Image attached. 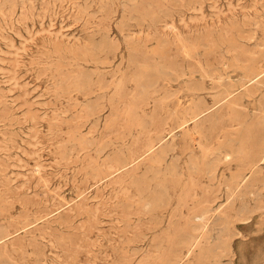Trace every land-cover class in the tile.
<instances>
[{"label":"rangeland","instance_id":"374dc122","mask_svg":"<svg viewBox=\"0 0 264 264\" xmlns=\"http://www.w3.org/2000/svg\"><path fill=\"white\" fill-rule=\"evenodd\" d=\"M128 5L126 0H0V232L8 233L0 243V264H162L170 255L164 231L174 205L162 210L165 222L157 226L162 213H148L133 178L152 165L149 141L165 135L163 143H173L187 158L195 143L205 142L197 127L226 117L227 109L216 101L218 82L206 78L199 94L212 108L198 126L180 125L181 109L191 101L189 87L201 80L202 70L239 80L243 62L212 40L237 35L230 32L236 22L246 23L245 34L256 19L264 25V0H148L140 14L129 13ZM144 8L154 11L156 21ZM263 31L262 26L257 31L259 41ZM202 39L207 47L198 43ZM190 41H197L193 55ZM253 42L243 40L247 48ZM144 64L159 73L147 104L136 93ZM82 75L88 77L84 87L74 83ZM256 101L257 96L246 100L251 112ZM222 139L221 134L212 145ZM124 155L132 162L118 169ZM199 183V192L209 185L205 178ZM211 197L213 208L224 201L215 188ZM209 215L213 231L218 212L210 209ZM254 216L236 224L239 234L223 264H264V227L259 230L261 217ZM189 263L201 264L194 253L181 261Z\"/></svg>","mask_w":264,"mask_h":264},{"label":"bare ground","instance_id":"6f19581e","mask_svg":"<svg viewBox=\"0 0 264 264\" xmlns=\"http://www.w3.org/2000/svg\"><path fill=\"white\" fill-rule=\"evenodd\" d=\"M126 1H128L130 5L129 13L140 14L139 7L146 3L148 0ZM88 6L86 5V8ZM143 11H146L145 8ZM145 13L143 12L144 15L156 21L155 19L157 17L155 16L154 11H146ZM245 25L246 23L236 22V24L230 26V32L231 30H235L237 32V35L220 34L219 36L216 35L217 37L212 40L215 46L220 47L222 45H227V48L235 52V55L238 57V59L243 62L240 66L241 69L239 70H242V75H239V80H225L220 74V71L219 73L215 71L217 69L211 70L206 69V67L204 70H202L200 78L201 80L194 81L189 87V96H191V101L188 105L184 106L183 109H181V111L183 110L182 113L184 114L182 118L183 120H181L182 122L180 125L184 128V125L188 124L189 122H194V124H197L196 126H198V122L206 117L210 108H212L211 106H208L206 104L207 102L202 99L203 96L200 97L199 94V91L205 89L206 78H209L207 80L218 82V87H220V90L218 92V96H216V101L221 104V109L222 107H225L227 109L226 117H222V119L218 122L212 120L213 122L208 127H206L205 125L197 127L196 133L198 134L199 139L201 137L205 142L203 144L194 142V146L197 144L201 148V151L196 152V149L193 146L187 158L176 153V148L174 145H172L173 143H163L165 135L160 136L158 139L156 137V141H149L146 150L148 153L154 152L152 165L147 172L143 171V174L141 173V175L133 178V185L137 188L144 203L148 207V213L149 211L154 213H162V216H160L158 220H155L157 222V226H162L165 222V211L162 210L174 205L173 210H170V218L164 231L166 233L165 238L170 243V255L162 264H181V261L186 256L193 253L195 254V260L201 264H223L222 258L232 253L231 243L233 237L239 234L236 227V224L238 222L244 224L251 221L255 214H258L261 217V220L259 222V230H262L264 227V37L261 41H259L257 33L258 29L261 26L264 30V25L258 19L252 21L251 25H254L255 28L251 29L248 34H245V32L247 31L245 29ZM211 32L212 31H210V33ZM244 39H249L250 41L254 40L255 46L253 48H247L243 43ZM190 42L189 55H193L197 41H192L191 43ZM198 43L202 45V47H207L208 45V43L203 39ZM161 44L164 45L165 43L161 42ZM103 45L105 46V44ZM104 46L102 47V49L104 48ZM141 69L142 70L136 78V93L139 98L143 99V102L147 104L150 99L153 98L152 93H155L154 89L156 90L155 87L159 81V73L158 75H156L153 71L147 69L146 66ZM230 70L232 71V69ZM195 72H197V69H193L191 71V75L196 74ZM160 76L163 77V75L161 74ZM168 77L170 79H173L175 76H171L170 74H168ZM228 77L230 76L228 75ZM185 78L188 77L186 76ZM163 80L165 81V78ZM176 80L179 79L176 78ZM61 81L62 80H60V83ZM74 83L78 86L84 87L88 83V77L86 75H82L77 80H75ZM62 84H64V81ZM101 96L103 97V95ZM256 96L257 101L254 105V108H256V110L254 112H251L250 108L246 104V100L251 103V101ZM213 100H215V97ZM176 108H178V106ZM179 117H181V115ZM174 121L176 123V120ZM170 124L172 125L174 124V122H170ZM174 125L178 126V124ZM173 128L171 127L170 129ZM186 130L188 129H185L184 131ZM221 134L223 139L213 146L212 143L214 142V139L219 138ZM170 136L172 135H169V138H171ZM195 136L196 135H194V138H196ZM173 137L171 141L175 140ZM196 139H198V137ZM193 140L195 141V139ZM115 154L117 153L115 152ZM131 162L132 160L127 156H121L118 159V169L127 168L131 164ZM221 165L223 167H221ZM225 170H229V172L226 173ZM184 176H186L187 178L185 182L183 181ZM202 178H205L209 182V185L202 187V192H199V182L202 181ZM198 179L199 182L197 181ZM254 186H257L256 191L253 190ZM214 188L215 190L222 191L224 195V201L221 202L216 208H213V206L210 204L214 202V199L211 197ZM224 205H227L228 208H225L229 209L225 214L221 209V207ZM127 207H129V204L126 205L125 208ZM198 207L200 209L196 210L198 209ZM210 209H214L215 212L217 211L219 216H216L217 218H219V221L218 223H216L214 229H212L213 231L208 230V220L211 216L209 215ZM189 210H191L192 213L188 212ZM184 218H186L187 220L183 221ZM7 236L8 233L0 232V243L4 241ZM162 240L164 241V239ZM160 247L161 246H159V248ZM3 264L8 263L4 262Z\"/></svg>","mask_w":264,"mask_h":264}]
</instances>
